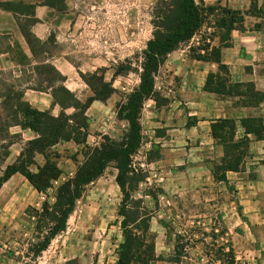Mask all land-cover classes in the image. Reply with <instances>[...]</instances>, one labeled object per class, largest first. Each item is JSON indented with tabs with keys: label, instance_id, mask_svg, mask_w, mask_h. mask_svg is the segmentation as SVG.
Returning <instances> with one entry per match:
<instances>
[{
	"label": "crops",
	"instance_id": "crops-1",
	"mask_svg": "<svg viewBox=\"0 0 264 264\" xmlns=\"http://www.w3.org/2000/svg\"><path fill=\"white\" fill-rule=\"evenodd\" d=\"M27 1L35 8V18L38 20L32 26L34 35L44 42L52 35V31L58 32V47H61V50L58 56H51L48 62L65 77L64 86L75 98L85 103L93 96V91L83 80L82 74L98 73L104 82L111 84L115 90L106 101L95 100L90 104L86 112L89 123L87 144L100 145L102 138L122 140L129 131V123L120 118L118 105L122 96H126L125 82L132 71L118 75L117 67L111 65L109 57L99 55L98 52L93 55L95 51L86 46L87 40L80 39L82 37L79 34L96 33L88 28L90 26L92 31H96L97 23L91 22L84 26L82 16L76 11V2L67 1L61 11L58 9L57 15L56 8L48 4L47 0ZM195 1L204 11L205 22L190 41L170 53L160 66L155 77V92L162 101L149 99L142 107V142L137 153L143 149L146 151L144 155L139 156V166L144 168L148 177L140 183L134 197L141 199L143 205L151 211L154 204L159 206L156 207L155 215L152 213L150 221V232L155 235V251L160 232L154 231V222L162 226L158 221L161 220L160 207L166 205V202L171 204V198L181 202L190 198L209 201L214 197L220 198L215 205L236 206L237 209L240 207V218H245L246 222V235L252 238L253 242L249 250L251 264H264V136L257 138L254 134L247 133L244 127L245 120L254 119L264 126V0ZM225 10L238 12L242 19L231 21L233 28L230 27L228 34V28L219 25ZM205 34L208 36H203ZM57 38L55 37V40ZM101 42L106 41L102 38ZM98 43V40L89 42L92 45ZM80 45L86 47V50L80 49L78 52L92 56L84 55L83 61L76 63L77 57L73 49ZM24 46L31 56L26 40ZM193 47L197 48V54H193ZM214 49L220 50V61L228 67L230 83L252 84L262 95L260 100L251 104L242 96H219L205 90L208 76L218 74L220 65L213 60H198L194 55L210 56ZM125 56V52L122 53V57ZM120 60L121 50L118 49L114 62L118 63ZM140 73L141 69L138 73L139 81L132 92L140 85ZM25 99L33 108L47 111L55 117L63 112L67 115L76 112L74 107L64 108L56 103L51 90L43 92L28 89ZM220 120L234 122L236 129L232 142L243 144L240 150L244 151L238 167L227 170L226 181H218L214 176L215 163L228 164L231 156L226 153V145L213 136L212 127ZM15 130L14 133L20 134L24 142L38 137L31 129L15 127ZM83 148V145L74 140L61 142L53 148L59 154L69 151L81 156L82 160L71 166L68 163H58L62 174L58 181H54L52 190L74 177L78 165L84 161ZM10 150L12 153L10 151L9 157L15 156L16 161L23 146L17 143ZM36 158L43 160V164H38L43 166L45 158L42 155H37ZM36 161L38 163V159ZM13 163L14 161L10 164ZM5 169L1 167L2 175ZM117 176L116 166H109L105 173L89 186L83 197L76 202L66 231L57 235L38 256L39 264H67L72 260H76L78 264H116L117 252L124 240L122 218L118 214L123 194L117 183ZM20 184L24 185L23 188L30 186L38 200L45 196L38 193L24 176L15 174L0 190V229L5 225L12 230L17 228L19 211L13 216L11 214V218H8L7 213L18 208V196L23 190ZM153 187L162 192L158 201L146 193V188ZM226 193L230 197H227ZM221 196L226 200L223 201ZM26 206L27 204H24L21 208ZM85 232L94 241L99 237L106 246V252L92 255V247L84 249L76 242L68 245L69 236L75 237L79 233L85 235ZM109 253L110 255H107ZM0 264L17 262L9 257H0Z\"/></svg>",
	"mask_w": 264,
	"mask_h": 264
},
{
	"label": "trees",
	"instance_id": "trees-1",
	"mask_svg": "<svg viewBox=\"0 0 264 264\" xmlns=\"http://www.w3.org/2000/svg\"><path fill=\"white\" fill-rule=\"evenodd\" d=\"M166 2L169 4L165 3V11L159 16L164 22L162 29L154 34L142 51L140 85L128 95L123 104L118 105V114L129 123V131L122 140L104 138L97 146H90L86 142L89 127L86 112L93 101H106L110 98L115 92L114 88L104 82L103 77L98 73L82 74L83 80L91 87L93 96L85 103L76 99L64 86L65 77L48 62L51 56L45 57L44 61L38 60L42 53L49 54L46 47L49 43L55 42V36L47 41H41L32 32V26L38 22L35 14L32 12L20 14L26 18V23L28 19L31 20L28 21L27 26L19 23V27L30 48V63L35 64L33 73L40 87L28 86L25 90H18L12 85L0 94V148L5 150L4 153H0V162L6 161L10 156V148L22 141L21 135L11 133L12 128L31 129L38 137L27 141L17 160L6 167L3 175L0 176V190L15 174H21L38 193L47 196L48 190L53 188L54 181H58L62 174L57 163L60 155L53 148L61 142L70 140L84 146L82 153L84 161L78 165L73 178H69L56 188L54 203L50 206L48 200H45L41 211L33 209L41 219L37 225L42 223L49 226L43 242L38 244L37 256L48 248L57 235L66 231L68 219L74 211L76 202L83 197L86 189L101 177L112 163H115L118 169L117 183L123 194L118 214L122 218L121 228L124 238L117 252L116 264H154L159 260L155 251V235L150 232L152 212L143 205L141 199L134 197L140 183L144 182L148 175L134 169L132 159L142 142L140 122L142 107L149 99L161 101L160 96L155 92V77L160 66L170 53L190 41L204 24V11L195 0H166ZM223 14L225 16L220 19L219 25L227 27L228 34L233 28L231 21L242 19L235 11L225 10ZM7 52H0V55ZM18 54L21 56L22 52ZM194 57L198 60H213L220 65L218 74L208 76L206 91L219 96H242L251 104L262 98L252 84L230 83L229 70L220 61L219 49H214L210 56L194 55ZM117 70L118 75L128 74L130 71H124L123 68ZM56 83L60 84L57 88ZM28 89L43 92L51 90L56 103L64 108L74 107L76 112L73 115L63 112L55 117L47 111H39L26 101L25 92ZM59 94L64 97L61 98ZM244 127L247 133L254 134L257 138L264 136L263 124L255 119L245 120ZM235 129V124L231 120H220L212 127L214 138L224 143L226 153L231 155L228 164L215 163L214 176L218 181H226L227 170L236 169L244 155V151L240 150L243 144L232 142ZM37 155L45 158L43 166L37 164ZM73 160L77 161L76 158ZM33 166L37 168L36 172L31 170ZM129 205L135 211L128 210ZM37 237L40 239L39 235ZM229 255L228 264H235L232 249ZM68 264L78 263L72 260Z\"/></svg>",
	"mask_w": 264,
	"mask_h": 264
},
{
	"label": "rangeland",
	"instance_id": "rangeland-1",
	"mask_svg": "<svg viewBox=\"0 0 264 264\" xmlns=\"http://www.w3.org/2000/svg\"><path fill=\"white\" fill-rule=\"evenodd\" d=\"M67 1L69 0H47V3L56 8L58 15V9L61 11ZM71 1L76 2V11H78V15L82 16L84 26L91 22L97 23L96 31H92L93 28L90 26L88 28L91 32L96 33L79 34L82 37L80 39L87 40L85 42L87 43L86 46H90V50L95 51L93 55L98 52L99 55L109 57V62L117 69L123 68L124 71H132L125 82L126 93L124 92V95L126 96H122L119 103L123 104L136 87V82L139 81L138 73L143 61L142 51L154 34L162 29L161 26L164 22L159 16L165 11V3L169 4V2H166V0ZM23 12L35 14V8L32 4H28L27 0H0V52H7V49L9 51L7 54L0 55V94L12 85L18 90H25L28 86L40 87L33 73L35 64L30 63L31 56L26 51L25 38L19 27V23L27 26L28 21H31L28 19L26 23V18L20 15ZM83 30L84 27L81 28L82 32ZM57 33L52 31V35L48 39L52 36L57 38ZM102 38L107 43H102ZM90 40H98L99 43L96 44L97 46L92 45L89 44ZM118 43L121 45H118ZM60 48L58 47L57 38L54 43L47 45L46 50L49 54L42 53L38 60L44 61L45 57L58 56ZM80 49L86 50V47L80 45L73 49L75 51L74 55L77 57L76 63H81L84 55L87 57L92 56V54L78 52ZM118 49L121 50V60L115 63L114 59L117 58ZM123 51L126 55L125 58L122 57ZM18 52H22L28 58L23 57L22 54L20 56ZM192 52L197 54V48L193 47ZM59 85L56 83L55 87L57 88ZM51 93L53 92L51 91ZM59 96L64 97L62 94H59ZM14 131H16L15 127L11 129V133L16 135ZM103 140L104 138L101 139V142ZM18 144L24 148L26 142L22 138V141H19ZM4 151L0 148V153H4ZM145 152V149H143L133 158V168L138 169L140 173H146L144 168L139 166V156L144 155ZM59 155L60 158L57 160L59 164L68 163L71 166V164H77L78 161L82 160L81 156L69 151ZM14 158L15 156L9 157L7 161L0 162L1 167L5 169L12 161L15 162ZM74 158L77 161H74ZM36 159H38L37 164H43L41 158ZM114 166H116L115 163L110 165V167ZM31 170L37 171L35 166L31 167ZM146 174L148 175V173ZM23 186V184H20V188H23ZM146 193L155 201L162 197L160 189L155 187L146 188ZM32 194L30 186L23 188L22 193L18 196L19 200L16 204L18 208H15L13 212L9 211V213L6 211L8 218H11V214L13 216L17 213L16 211H19L17 228L12 230L8 225H5L4 228L0 229V257L12 258L17 264H39L38 244L43 242V237L47 233V227H49L45 224L42 225V223L37 225L41 219L34 210L41 211L45 200H48L51 206L54 203L55 190H48L47 196H43L44 198L41 200L36 198V194ZM226 194L227 197H230L228 193ZM221 197L223 201L226 200L224 196ZM211 198L212 200L209 201L190 198L181 202L171 198L173 204L165 201L166 205L160 207L161 220L158 219L162 226L154 222V231L160 232V238L156 241L158 250H156V257L159 260L154 264H228L231 249L235 264H251L252 258H250L249 250L250 244L253 242L252 238L246 235V222L245 218H240L242 215L240 207L237 209L236 206L215 205L220 198ZM24 204H27V206L22 209L21 207ZM156 207L159 208L154 204L152 211L150 208L148 210L155 215ZM127 209L135 211L130 205ZM40 225L42 228H40ZM84 234L79 233L75 237L69 236L68 245L76 242L84 249L92 247V255L106 252V246L100 241L99 237L94 241L90 236H87L86 232ZM38 235L40 239H38ZM107 255H110V253Z\"/></svg>",
	"mask_w": 264,
	"mask_h": 264
}]
</instances>
